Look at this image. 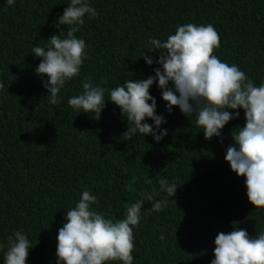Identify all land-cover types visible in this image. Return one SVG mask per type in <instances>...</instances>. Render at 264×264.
<instances>
[{
    "label": "trees",
    "instance_id": "1",
    "mask_svg": "<svg viewBox=\"0 0 264 264\" xmlns=\"http://www.w3.org/2000/svg\"><path fill=\"white\" fill-rule=\"evenodd\" d=\"M69 3L14 0L9 6L0 0V264L8 236L18 230L32 247L26 264H56L58 229L86 189L98 200L91 208L113 222L125 217L126 206L141 193L168 200L160 212H142L133 228V264H210L219 232L237 227L254 237L264 231V208L248 202L244 177L224 159L232 129L244 126L242 109L235 110L240 115L224 126L221 138L206 140L195 114L188 118L178 107L169 113L154 83L149 91L156 113L166 120L160 128L167 129L156 142L138 132L126 140L128 122L107 100V91L98 120L67 104L82 93L85 77L110 90L154 75L159 65L141 58L144 51L154 61L160 54L146 50L149 41L164 42L186 23L212 24L220 38L213 54L259 86L264 0H88L98 16L85 15L75 34L86 42V57L79 75L58 93L61 102L52 105L42 85L47 77L35 74L41 58L32 48L58 34L55 21ZM161 178L180 183L173 197L160 189ZM150 207L145 201L142 211Z\"/></svg>",
    "mask_w": 264,
    "mask_h": 264
},
{
    "label": "clouds",
    "instance_id": "2",
    "mask_svg": "<svg viewBox=\"0 0 264 264\" xmlns=\"http://www.w3.org/2000/svg\"><path fill=\"white\" fill-rule=\"evenodd\" d=\"M6 2L11 6L14 0ZM85 15L92 19L98 12L88 0H70L55 21L58 34L51 35L46 46L32 48L33 55L41 58L35 74L47 77L42 85L52 105L61 102L58 93L66 81L79 75L86 57V42L75 35L84 24ZM61 25L66 26V31ZM219 47L220 38L212 24L179 25L166 41H149L146 50H160L155 61L143 52L141 58L147 65L154 62L159 65L153 69L154 75L143 80H125L110 90L85 77L82 93L70 97L67 104L78 113H95L92 118L98 120L105 107L107 91V100L119 107L128 122V130L123 133L126 140H131L138 132L143 137L151 135L156 142L167 135V129L160 128L166 120L156 113V99L149 91L154 83L161 90L169 113L173 107H178L188 118L195 114L196 124L206 140L214 136L221 138L224 126L239 117V111L235 110L242 109L244 126L232 129L233 144L227 147L224 159L232 172L244 177L248 202L255 208H264V83L257 86L238 66L221 61L213 54ZM0 89H4L2 82ZM146 118L153 124L143 122ZM179 184L159 180L160 189L170 198ZM145 201L150 202L151 207L142 211ZM97 203V197L86 189L75 206L67 211L66 222L56 236V264L115 261L133 264V228L139 224L142 212L145 215L160 212L168 200H156L153 193H141L140 199L126 206L125 217L115 222L91 208ZM7 239L4 264H26L32 248L28 237L18 230ZM214 244V259L210 264H264V231L250 237L245 229L236 227L228 233L219 232Z\"/></svg>",
    "mask_w": 264,
    "mask_h": 264
}]
</instances>
